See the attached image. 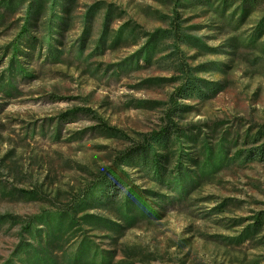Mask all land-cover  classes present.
<instances>
[{"label": "rangeland", "instance_id": "obj_1", "mask_svg": "<svg viewBox=\"0 0 264 264\" xmlns=\"http://www.w3.org/2000/svg\"><path fill=\"white\" fill-rule=\"evenodd\" d=\"M178 11L181 43L173 0H0V217H13L0 223V264L30 239L27 219L68 210L120 154L169 127L178 133L155 148L175 154L168 177L178 155L192 170L189 193L173 200L123 167L165 196L164 211L148 197L162 218L74 239L113 252V264H264V222L236 242L264 215V0H182ZM20 41L30 54L15 61Z\"/></svg>", "mask_w": 264, "mask_h": 264}, {"label": "trees", "instance_id": "obj_2", "mask_svg": "<svg viewBox=\"0 0 264 264\" xmlns=\"http://www.w3.org/2000/svg\"><path fill=\"white\" fill-rule=\"evenodd\" d=\"M181 3L182 0H173L172 28L178 43L182 42L178 11ZM27 31L28 28L24 27L23 32ZM26 42H14L11 46L10 51L15 53L13 58L15 61L21 53L27 54L26 46L29 43ZM21 47H24L25 51L21 50ZM17 66V63H11L10 72L7 76L9 79L15 78ZM181 91L183 90L178 88L171 98L172 109L168 113L170 118L179 109L175 96L181 97ZM178 130L177 127L173 130L170 127L164 128L154 134L139 149H130L120 154L115 163L104 172L103 179L92 185L68 210L59 211L58 213L46 211L27 219L23 231L24 234L27 233L30 236V239L22 237L20 245L13 256L14 261L12 259L6 264H16L15 261L20 264H113L115 259L112 255L113 252L99 251L95 243L89 238H81L77 235L74 239V236L77 232L80 231L81 233L83 230H101L106 233L123 235L126 229L134 227L138 221L162 218L164 213L160 210H154L148 202V197L159 198L161 200L159 209L164 211L166 207L162 204L165 196L137 186L123 167L140 168L151 181L161 187H166V189L174 190L177 193V198L173 200H178L184 194L189 193L188 188L193 184L192 170L183 166V159L178 155L174 170L176 174L172 173L168 177L165 166L173 162L175 154L162 153V149L155 148L157 145L165 146L166 137L173 135V133L177 134ZM108 131L113 132L115 129H109ZM158 150L159 152H157ZM188 157L186 156L184 160H188ZM189 160L195 161L193 158ZM169 201L172 202V199H169ZM108 206L115 207L116 219L91 213L92 210ZM12 218L9 215L1 216L0 223ZM253 221L255 223L247 226L245 234L236 241L237 244H243L251 234L260 230L264 222V215L257 216Z\"/></svg>", "mask_w": 264, "mask_h": 264}]
</instances>
